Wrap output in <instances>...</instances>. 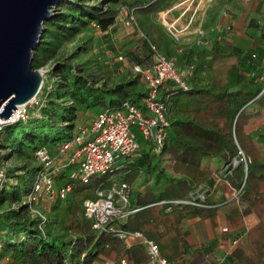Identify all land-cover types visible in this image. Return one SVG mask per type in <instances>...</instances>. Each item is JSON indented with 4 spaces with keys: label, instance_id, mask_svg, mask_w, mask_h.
I'll return each instance as SVG.
<instances>
[{
    "label": "trees",
    "instance_id": "16d2710c",
    "mask_svg": "<svg viewBox=\"0 0 264 264\" xmlns=\"http://www.w3.org/2000/svg\"><path fill=\"white\" fill-rule=\"evenodd\" d=\"M176 1L62 0L54 15L43 22L32 56L33 68L46 67L36 95L37 103L27 107L25 119L0 128V168L6 179L0 193V264H104L110 254L125 248L124 243L113 234L91 227L83 201L94 198L98 190L120 182L132 188L128 207L135 210L124 220H114L110 225L141 232L157 244L159 253L170 264H182L185 248L180 220L194 215L212 216L215 205L206 196L197 202L208 207L169 201L187 199L199 187L213 185L212 172L229 163L238 147L245 152L237 130L247 135L242 125L247 118L246 110L264 109L263 46L257 53L254 48L244 54L236 49L213 50L209 60L204 55L210 52L202 50L194 57L190 46L181 50L180 55L163 51L167 59L174 58L176 69L179 66L178 70L184 71L186 88L174 81L163 82L158 88L167 121L162 146L155 150L150 143V147L139 149L130 162L114 169L110 176L86 184L70 178L68 170L74 169L73 165L53 174L57 189L68 184L71 189L64 198L56 196L42 208L43 201L33 204L44 220L33 216L23 202L31 190L27 181L41 167L34 157L37 149L44 147L54 155L79 128H89L105 108H119L126 101L142 109L141 100L148 88L141 76L132 72V66L148 62V36L162 50L163 44L157 43L149 32L151 25L157 27L152 18ZM121 7L131 12L135 25L144 32L142 42L146 40L147 45L146 51L138 53L134 48L121 51L122 59L117 62L127 59L131 69L129 74L111 77L103 51L94 54L90 39L93 30L105 32L115 23ZM247 28L264 30V21L251 19ZM75 36L79 41L75 48L59 54L63 41ZM259 37L264 43V32ZM167 41L179 47L177 39L169 36ZM80 53H85L87 58L83 59ZM74 57L78 62H73ZM244 59L259 66L258 72L250 74L241 70ZM198 71H208L210 81L197 86L192 79H186ZM141 175L146 176L142 179ZM226 179L235 190L244 181L236 197L259 218V225L247 231L252 256L236 248L226 257V264H264V163L249 158L246 175L240 163ZM135 181L139 182L137 190L132 187ZM124 252L134 264H147L142 245L133 244Z\"/></svg>",
    "mask_w": 264,
    "mask_h": 264
},
{
    "label": "built area",
    "instance_id": "2783aa9c",
    "mask_svg": "<svg viewBox=\"0 0 264 264\" xmlns=\"http://www.w3.org/2000/svg\"><path fill=\"white\" fill-rule=\"evenodd\" d=\"M119 16L126 18V25H132L133 29L136 28L134 17L126 7L119 9ZM165 29L171 37L178 40L173 22L166 24ZM148 44L150 47L148 62L144 65L135 64L132 66L133 72L141 76L148 88L147 94L141 100L142 109L126 101L119 108H105L92 121L89 128H79L70 140L57 148L54 155L49 154L44 147L34 152V157L41 167L35 174L31 190L23 201L29 206L33 216H37L41 220L45 219L42 212L33 207L35 202L51 201L56 196L64 198L71 189L70 184L57 189L52 177L53 174L67 166H74L71 179L86 184L95 174L113 173L112 163L116 159L121 157L130 159L135 156L140 149L139 139L153 144L155 150L162 146L167 121L165 105L158 98V88L163 82L174 81L185 89V73L177 70L173 62L167 59L153 44ZM118 59H122V57L119 56ZM32 102L37 103L36 96L29 103ZM26 105L18 107L15 119L1 120L0 128L6 125V122L10 124L19 119H25L27 117ZM134 130L139 132L138 138ZM247 162L243 150L238 147L235 157L220 170L219 178L225 181L232 169L240 163L246 175ZM5 180L4 170L0 168V193L5 186ZM243 185L244 181L240 183L238 190L234 189V197L237 196ZM131 193V187L125 182H120L113 183L106 190H98L94 198L85 199L83 209L85 215L91 219V227L117 236L123 241L125 249L136 243L142 245L147 254V264H170L159 253L157 244L146 238L141 232L126 231L110 225L114 220H124L129 213L135 210L128 207ZM205 196L206 190L199 187L189 198L169 202L208 207L209 205L197 202V200H204ZM227 230L226 227L222 228L224 232ZM128 239L131 240V244H128ZM235 243L236 241L233 240L232 244ZM104 264H129V261L125 256L120 255L107 260Z\"/></svg>",
    "mask_w": 264,
    "mask_h": 264
},
{
    "label": "crops",
    "instance_id": "0c3cea01",
    "mask_svg": "<svg viewBox=\"0 0 264 264\" xmlns=\"http://www.w3.org/2000/svg\"><path fill=\"white\" fill-rule=\"evenodd\" d=\"M201 2L202 0H177L174 5L165 9L164 13L167 14L184 3L188 5L195 3L192 13L189 14L194 16L196 8ZM205 3L206 6L201 12L202 16L188 17L184 26H190L191 21L198 18L200 23L204 21L203 34L207 45L195 47L196 41L201 38L198 30L191 28L181 35L179 47L173 44H163L161 45L162 52H169L170 55L175 52L176 55H180L181 50L190 46L194 57L202 50L210 52L204 55L205 59L209 60L213 50L228 52L236 49L244 54L251 48L256 49L257 53L260 51L259 47H264V43L259 37L264 30L247 28L251 19L258 22L264 21V0H205ZM185 9L187 8L185 7ZM184 10L179 15L174 16L172 20L178 21ZM199 59L202 60L203 58L199 57ZM178 69L180 70L179 66ZM240 69L255 74L258 72L259 66L244 59L240 63ZM186 79H192L194 84L199 86L210 81V74L208 71H198L194 72L193 75L189 74ZM246 114L247 118L243 120L242 125L245 127V132L254 147L253 153L246 154L250 159H259L264 163V109L261 111L246 110ZM139 143L140 149L151 146L146 141H144V145L140 141ZM131 160L132 158L125 159V163ZM220 170L211 174V178L214 180L213 185H203L207 199L215 205L213 215L209 217L194 215L183 218L179 222L182 233L181 241L183 248H185L182 264H226V257L236 248L249 257L253 254L247 231L259 225V218L244 201L234 197V187L230 185L227 179L224 181L219 178ZM262 190L264 191V188ZM132 194L133 190L131 196ZM223 227L228 230L222 231ZM233 240L236 241L235 244H232ZM124 250L125 248L118 253L110 254L107 260L117 258L120 255L128 258ZM128 261L129 264H134L129 258ZM95 264L101 263L95 262Z\"/></svg>",
    "mask_w": 264,
    "mask_h": 264
},
{
    "label": "water",
    "instance_id": "95a60500",
    "mask_svg": "<svg viewBox=\"0 0 264 264\" xmlns=\"http://www.w3.org/2000/svg\"><path fill=\"white\" fill-rule=\"evenodd\" d=\"M62 0H0V119H15L18 107L28 104L43 84L32 66L43 22Z\"/></svg>",
    "mask_w": 264,
    "mask_h": 264
},
{
    "label": "rangeland",
    "instance_id": "374dc122",
    "mask_svg": "<svg viewBox=\"0 0 264 264\" xmlns=\"http://www.w3.org/2000/svg\"><path fill=\"white\" fill-rule=\"evenodd\" d=\"M195 3L192 5H188L187 3L181 4L179 7H177L176 9H173L172 11H170L169 13L165 14V10L164 11H160L158 12L154 18H152L155 23H157V27L151 25V28L149 30V32L151 33L152 36H154V40L158 43L160 42V44H166L169 45L167 39H169V34L167 33L165 27L166 24H169L171 22L174 23V26L177 30V37H178V44H181L180 42V38L181 35L184 33H186L187 30L189 29H197L199 36L201 39H199V41H196L195 43V47H203L207 45V41L204 37V21H201V23L199 22V18L196 20H192L190 26H184V24L186 23V20L188 17H192L193 14L189 15L190 13H192V8L194 7ZM206 6L205 0H202V2L200 3V5L196 8V14L193 17H200V15L202 14L201 12H203L204 8ZM57 7V6H56ZM55 7V8H56ZM120 6H116V9L119 8ZM187 8L184 10V8ZM55 10V9H54ZM182 16L178 21H173L172 18L176 15H179V13L182 11ZM178 11V13H177ZM55 12V11H53ZM177 13V14H176ZM116 17L115 19V23L105 32H102L98 29L93 30L92 34H91V41H93L94 43V48L92 50V52L94 54H96L97 52H101L103 51V55L104 57L107 59V68L108 70L111 71V77L114 76H122V75H126L129 74V71L131 69V65L128 62L127 59H124L125 62H120L118 63L117 61L119 60L118 57L119 55H122L123 50H125L126 48H131L134 50H136V52H142V51H146V40L143 43L142 39L145 37L144 36V32L142 31V29H140L141 27H139L138 25L136 26V28H132V25H126V18H124L123 16H119ZM202 16V15H201ZM135 19V18H134ZM78 36H75L72 40H64L63 43L61 44V48L59 51V54H67L69 53L71 50H73V48H75V46L79 43ZM149 38V42L151 44H153L161 53L162 50H160V48L157 46V44L155 42L152 41L151 37L148 36ZM173 38V37H172ZM146 44V45H145ZM164 54V53H163ZM76 56V55H74ZM79 56H81L83 59H86L87 56L85 53H80ZM171 61L173 62L174 66H176V62L173 59H171ZM73 62H78V59L76 57L73 58ZM39 68V67H38ZM36 68V69H38ZM46 67H43V72L42 74L45 72ZM133 72V71H132ZM44 78V76H43ZM111 79V78H110ZM31 105V103L27 104L26 106L29 107ZM7 124V122L5 123ZM1 126V125H0ZM134 133L137 137H139V132L137 130H134ZM237 136L240 140V143L244 149V151L246 153H253L254 151V147L252 145V143L250 142L248 136L239 131V128L237 130ZM139 141L141 142V144L144 145V140L139 139ZM244 152L247 160L249 159L247 154ZM151 155L153 154L152 151L149 152ZM13 162H17V161H13ZM125 163V159L124 157H121L119 159H116L113 163H112V169H116L119 166H122ZM74 172V170L72 168H70L68 170V175L72 176V173ZM111 173L108 174H95L90 178V181H94L97 179H101L104 177H108L110 176ZM146 175H141L140 177L142 179L145 178ZM139 177V178H140ZM33 181V177L29 178V180L27 181V186L30 188L31 184ZM138 181H135V183L132 185L133 188H135L136 190L138 189ZM132 189V188H131ZM47 201L50 200H44L41 203V208L44 207L47 203ZM45 204V205H44ZM40 208V209H41ZM112 234V233H110ZM128 244H131V240L128 239L127 240Z\"/></svg>",
    "mask_w": 264,
    "mask_h": 264
},
{
    "label": "bare ground",
    "instance_id": "6f19581e",
    "mask_svg": "<svg viewBox=\"0 0 264 264\" xmlns=\"http://www.w3.org/2000/svg\"><path fill=\"white\" fill-rule=\"evenodd\" d=\"M43 67H44V66H41V67L38 68V70H39L41 73L43 72ZM0 121H1V119H0Z\"/></svg>",
    "mask_w": 264,
    "mask_h": 264
}]
</instances>
